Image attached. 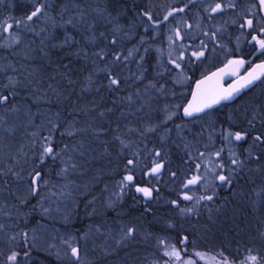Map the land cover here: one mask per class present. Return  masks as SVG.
I'll return each mask as SVG.
<instances>
[{
	"label": "trees",
	"instance_id": "trees-1",
	"mask_svg": "<svg viewBox=\"0 0 264 264\" xmlns=\"http://www.w3.org/2000/svg\"><path fill=\"white\" fill-rule=\"evenodd\" d=\"M73 1L75 7H69L68 0H52L50 7L47 4L50 10L47 17L44 12L38 17V21L30 20V31L22 36L24 43L27 42L25 46L28 51L22 56L16 54L15 57L12 48L9 58L5 55L0 64L11 67L14 75L12 104L27 107L32 117V126L39 132L42 130L39 126L47 124L49 127L42 144L46 140V145L50 144L54 151L45 155L43 161L37 156L40 164L34 165L42 173L41 177L56 178L67 149L76 146L77 152L73 153L71 162L67 164L73 167V160L76 158L79 161V171L84 169L87 179L94 180L93 174L97 168L110 171L98 179L99 183L94 185L93 192L89 191L90 195L102 186H105V191L108 190L107 186L114 184L121 189L119 202L112 207L122 210L119 217L134 227L133 244L129 243L106 258H98V252H92L90 263L86 264L161 262V256L167 254L162 250L169 247L165 242H158L159 239L173 240L175 243L172 250L178 252V255L173 257L174 264L192 257L195 251L215 254L222 260H243L245 263L249 256H256L258 261H263L260 264H264V103H260L257 98H250L249 104L247 97L243 96L232 104L212 111L222 114V111L227 110L218 119L222 123L226 117L235 118L234 132H240L244 138L237 140L234 156L237 155L242 167L218 189L194 193L192 202L197 207L192 206L194 211L191 215H182L181 205L188 202L184 197L189 195L181 186V179L189 169L195 176L197 166L194 167L193 157H188V162L183 154L182 148L187 142L173 130V126L165 140H161L162 136L159 135L164 127L162 107L172 101V105L174 104L173 95L177 98L176 102H181L173 123L193 120L185 119L180 111L186 96L175 88L172 89L166 75L170 71L168 66L166 72L159 75V68L155 70L156 63L153 60L144 58L143 64L139 61V55L127 58L128 50L136 46L135 37L125 41V38L122 39L125 33H119L136 22L133 36L142 35L144 28H149L148 19L134 0ZM142 5L148 11L144 3ZM62 8L65 12L58 13ZM99 11L102 12L98 13ZM93 13L97 20H94V27L90 29ZM124 15H128L134 22L124 21ZM90 30L94 37L92 40H95L93 45L86 44L82 39V32L90 33ZM141 74L146 76L138 78ZM112 79H116L118 83L110 84ZM155 80L158 87H165V95L157 96L156 88L151 84ZM145 91L150 95H146ZM142 94L146 101L140 99ZM245 100L249 107L255 104L261 106L260 110L257 109L258 114H252L253 110L249 107L247 110L239 108L230 112L232 107L241 105ZM250 115L257 119L249 118ZM204 116L198 118L203 119ZM22 122L23 126L18 123L13 125L26 132L25 120ZM29 135L31 137L34 133ZM257 136L261 139L256 140ZM14 138L18 143L23 142L18 134L13 135V140ZM250 144H253V157L247 158L245 150ZM163 154H166V158H163ZM156 157L164 163L161 164V172L152 173L150 168L156 163ZM129 161L132 163L129 164ZM3 173V179H8L6 172ZM128 175L133 177L132 181L124 180ZM115 180L119 182L114 183ZM147 186L152 187L150 197L137 191V188ZM80 197L78 205L82 207L91 199L85 200L83 196L80 201ZM34 198L22 199V203L21 200H16L19 202L15 203L26 214L24 219H18L22 221L17 224L18 229H29L36 218ZM2 201L9 205L10 197H4ZM112 213L113 210L109 215L113 218ZM139 229L147 232L146 240L139 237ZM14 231H17L16 228ZM14 233H11L12 238L21 235V239H13L14 244L8 246V252H15L19 260L20 255L31 251L29 258H38L40 264L42 261L45 264L70 263L46 248L34 250L33 246L24 245L26 232ZM155 241L159 243L158 247L153 245ZM191 247H195L192 252L189 250ZM1 248L0 245V250ZM168 260L170 259L165 258V263L171 264ZM6 263L8 259L6 262L0 258V264Z\"/></svg>",
	"mask_w": 264,
	"mask_h": 264
},
{
	"label": "rangeland",
	"instance_id": "rangeland-1",
	"mask_svg": "<svg viewBox=\"0 0 264 264\" xmlns=\"http://www.w3.org/2000/svg\"><path fill=\"white\" fill-rule=\"evenodd\" d=\"M25 1L26 0H15V25L12 30L13 32L8 34L7 30L2 29V31L0 29V41H9L8 43L13 45L15 57H17L16 54L22 56L28 51V47L25 46L27 42L24 43L25 39H22L23 34L30 31V27L28 26L30 20L26 19L27 11L26 6L24 5ZM51 2L52 0H42L39 4L36 3L35 0V6L31 9L30 14L36 9V7H41L43 9L41 14H44L45 12L47 17V13L50 11L48 7H50ZM134 2L135 4H141L143 2L151 11L155 8H168L174 4V0H134ZM217 3L221 4V9L212 12L211 9L215 7ZM206 4V10L192 11L189 14L188 23H182L180 19H176L177 22H179V27L181 29L179 36H177L175 32L168 30L160 31L150 29V32H147L149 28H144L142 35L137 34L136 36H133L137 23L134 22L133 19H130V17L128 18V15H124V17H126L124 21L129 22V20H131V22L134 23L131 26L128 25L126 29L120 30L119 33H125L122 38H125V41H129L135 37L136 45L128 50L129 53H127V58L139 55V61L142 63L144 58L153 60V62L156 63L155 70L159 68V75L161 72H166L168 66L170 74H168L167 78L173 83L172 89L175 88L180 93L185 91L184 87L189 78L188 75L185 74L187 71L183 69V64L181 65L180 57L188 55L189 64H196L199 61L213 62V58L216 59L218 56H222L231 50L241 51L245 47L248 41L245 25L248 20H251L252 26L256 25L257 28L264 26V18L261 16L260 6L258 5L257 0H208ZM67 5L73 7L74 3L72 0H68ZM226 5L228 6V9H226ZM254 8H257L259 13H255ZM62 9L63 10H60L58 13L65 12L64 8ZM92 12H94V10ZM101 12L102 11H99L98 13ZM24 13H26L25 18ZM94 13L92 15L93 19L91 25H94V20H97L94 17ZM33 18L35 19L33 21H38V17ZM16 21H20V23L17 24ZM67 24L68 22L65 23V25ZM115 30L118 32L117 27ZM91 31L92 30H90V33L82 32V39L88 45H93L95 42V40H92L94 37H92ZM20 48L23 49L20 50ZM194 52H203V55L197 57L193 55ZM170 61L171 63H169ZM173 61H175L176 65L179 64L180 67L175 66V69L173 70ZM207 65L209 66V63ZM141 75L142 76H138V78L146 76L144 74ZM151 84L156 88L155 93H157V96L165 95L167 93L164 86L158 87L156 80L151 81ZM258 89L262 93L259 98L257 97ZM144 93L150 95L148 91H145ZM179 93L178 95H180ZM254 95L255 97L253 100L257 98L260 103H264V82H262L260 87H257ZM144 97V94H142L140 99L146 101V98ZM148 97L150 98L151 96ZM172 98H175L173 105L172 101L170 104L166 103L162 107L163 111L165 110L166 112L162 111L161 113L163 117L162 124H164V127L162 134L159 136H162L160 138L161 140H165L164 138L168 136L171 131L170 127L173 126V130L186 140L187 143L186 145L184 144L182 152L188 160L190 157L194 158V167L195 165L197 166L196 169L198 172L194 176L192 175L193 171L189 169L188 172L182 176L181 186H183L184 191L188 193L191 198L187 199L188 202H185L184 204H188V207H197L196 203L192 202L194 193L199 190L207 192L208 190L214 191L215 189H218V187L223 186L225 182L227 183V181L219 180L220 175L232 179L231 176L235 175L234 172H237L242 167V164L238 162L237 155L234 156L236 153V144L238 143L234 136L236 121L232 116L223 119L224 123H222L218 121V119L221 118L223 114L227 113L225 112L227 110H221L222 114L221 112L213 113L212 110L207 114H204L205 116L203 119L197 117L191 121H176L173 123L181 102L179 100L176 102L177 98L174 95ZM249 104H251V101ZM249 104L248 102L246 103L245 100L241 105L232 107L230 112L232 113L234 109L239 108L241 110H247ZM255 105L249 107L253 110L252 114H258V110L261 109V106L259 107ZM155 111L156 110H154V112ZM238 115L240 116L242 114ZM251 117L257 119V117L250 115L249 118ZM30 118L32 117L30 116V111L27 110V107L14 104L9 108H0V183H3V172L5 171L7 173L8 170L10 171L12 163H15L14 166L17 165V167H15L16 171L14 172V180L17 182L16 187L10 193L5 189L0 188V245L2 246L0 250V258H3L7 262L8 257L13 253L8 252V246L14 244L13 239L16 241L21 239V235L12 238L13 236L11 233L14 232H16L14 234L26 232L24 245H31L34 250H44L45 248L46 250H51L52 253L56 254L60 259L65 258L66 263L70 262L69 264L90 263L92 252H98V258H106L116 250L125 248L129 243L133 244V233L127 235V230L129 228L134 229V227L130 226L129 223L119 217L122 210L113 208L114 205L119 202L118 198L121 194L119 185L114 184L107 186V191L104 190L105 186H102L90 195L89 191H94V185L99 183L98 179L107 175L110 171L108 169L98 170L99 168H97V170L94 171V177L92 176L94 180L87 179L84 169L79 171V161H77L76 158L75 161L73 160V167L67 164L72 160L73 153L77 152L76 146L67 149V152L65 153L66 156L64 155L61 162L62 166H60L59 169L60 173H58L57 177H46L44 179L40 177L37 182L39 190L33 192L35 185L32 181L34 180L35 173L39 172L34 165L40 164L39 159L37 160V156H41L43 148L47 146L46 140L44 141V144H42V140L46 139L49 127L47 124L39 126L42 127V130L39 132L37 128H33ZM23 119L25 120L26 132L13 125L18 123L19 126H23ZM52 119L53 118L50 119V122ZM44 120L48 122L47 119ZM168 122H171L170 126H167ZM29 133H34V135L30 137ZM189 133H192V135ZM16 134L21 136L20 139H23V142L18 143L15 141V138L13 140V135ZM6 136L9 137L6 139ZM3 138L5 139L2 140ZM252 151L253 144H250L247 147V151L245 150L247 158L253 157V154L251 153ZM217 153H219V155H216ZM67 155H69V157H67ZM91 157L92 156H90V158ZM65 158L68 159L66 160ZM163 158H166V154H163ZM43 160L44 158L42 161ZM155 160L156 163L151 166L150 171L156 164L164 163V161L157 159V157L154 161ZM233 160H236L237 163L233 164ZM188 162H190V160ZM161 170L162 167L159 172H161ZM160 175L161 174H159V176ZM194 177H198L196 182L189 184V181ZM117 182L119 181L115 180L114 183ZM203 189H206V191ZM255 195L257 194L255 193ZM83 196L86 198L85 200L90 197L91 199L87 200L88 203L86 206L80 207L78 216L93 219L91 221L93 224H90L89 226L84 225L81 231L76 232L71 224H73V221L77 218L76 211L78 210L79 197L81 201ZM4 197H10L9 205L4 204L2 201L4 200ZM32 197H35V204L33 206L36 209V218L33 220L29 229H18L17 224L22 222L18 219H24V215L26 214L22 211V207L15 202H19L16 200H21L22 203L24 201L22 199ZM111 210H113V218L109 215ZM104 213L106 217L102 216ZM185 213H187V211L184 210V214ZM105 220L107 222H105ZM15 228L17 231H14ZM139 230V237L146 240L148 235L147 232L142 229ZM250 237L252 236L250 235ZM161 241L167 243V246L169 247L167 250H162L167 253L168 256H166L167 254L161 256V262H155L154 260L152 264H166L164 261L165 258L170 259L168 260V263L174 264V255H170V253L174 251L172 249L175 246V243L173 240L166 241L165 239H159L158 242ZM158 242L155 241L153 245L158 247ZM74 247H78L79 249L78 256H73L72 254V249ZM194 249L195 247H191L189 250L192 252ZM206 253L207 252L195 251L194 255H191L192 257L184 259L180 264H197L199 262L203 264H225V262H227V264L263 263L262 260L252 262L249 259L246 263L243 262V260L233 262L228 259L222 260L217 258V255L215 254ZM30 254L31 251H27L20 255V260L17 256L18 258L16 260L18 261L13 262L8 260V263L6 264H40L38 258L34 257L30 259ZM41 264L45 263L42 261Z\"/></svg>",
	"mask_w": 264,
	"mask_h": 264
},
{
	"label": "flooded vegetation",
	"instance_id": "flooded-vegetation-1",
	"mask_svg": "<svg viewBox=\"0 0 264 264\" xmlns=\"http://www.w3.org/2000/svg\"><path fill=\"white\" fill-rule=\"evenodd\" d=\"M35 0H26L24 2V5L26 6L27 16L30 15L31 9L35 6L34 4ZM208 0H174V4L171 7L168 8H160V9H153L151 11L148 9V11L145 10L142 4H136L137 7L140 8V11L143 15L147 13L148 15H145V17L148 19V27L149 29L154 30H160V31H173L177 33V31L181 32V29L179 27V22H177V18L182 21V23H188V17L189 14L192 11H204L207 8V2ZM217 1V0H214ZM235 1V0H232ZM42 0H36V3H41ZM74 3V1L72 0ZM254 4V3H253ZM15 0H0V29H6L7 25L11 24L12 27L10 29H7L8 34L12 33L13 27H14V14H15ZM135 5V4H133ZM226 9H228V6H225ZM183 9V11H180ZM259 9V8H258ZM43 10V9H42ZM255 13H259L257 8H254ZM171 13V14H170ZM26 15V13H24ZM41 13L36 17H41ZM168 17L167 20H165V17ZM262 16V15H261ZM151 17V19H149ZM34 20V18L32 19ZM94 25H90V29H93ZM255 29H254V28ZM246 33H247V44L241 51L237 50H231L230 52L218 56V58L214 59L213 62H207V61H199L198 63L189 64L188 63V55L180 57L181 65L183 64V69L187 71L185 73L188 75V82L185 84V91L180 92L183 95L186 96V100L191 96L194 86L196 82L201 79L202 77L206 76L207 74L215 71L219 67L225 65L228 61L231 59H237V60H243L244 64L238 68H236V71L234 73H231L229 76L225 77V80L223 82L224 86L229 85L232 81L243 75L245 72H247L255 63L263 61L264 60V49H260L259 44L256 40H253V36L257 37V39H264V31H261V29H264V26L256 27V25H253L251 27L248 26V24L245 25ZM3 31V30H2ZM9 41H0V61L5 58H9V54L12 53L13 45L8 43ZM12 45V46H11ZM219 46V45H217ZM221 48V47H220ZM171 63V61H170ZM209 63V66L207 65ZM176 64L174 63L173 70L175 69ZM170 74V73H168ZM168 74H166L168 76ZM13 73L11 71V67H4L0 64V96H7L8 100L0 104V108H9L11 107L12 101H13V93H14V80H13ZM171 82V81H170ZM262 82H264V77L260 79L252 88L248 89L247 91H244L240 97H238L236 100L232 102L223 103L217 107H214L213 109H210L206 111L204 114L208 113L209 111L223 108L226 104H232L239 100L241 97L245 96L247 97V101L249 102L250 98L254 99L255 93L257 90V87H260ZM172 86L173 83L171 82ZM248 94V95H246ZM262 95L260 90L258 89V95L259 98ZM184 105V104H183ZM182 107H180V111L182 113ZM203 115V114H202ZM41 157V156H40ZM40 160H42L40 158ZM15 163L11 164L10 171L6 173L7 175H13L15 170L14 166ZM38 171V170H37ZM40 177L42 176V173L39 171ZM39 177V178H40ZM38 178V179H39ZM38 179L35 178L32 181L35 185V189L38 191L39 188L37 186ZM35 181V182H34ZM129 182V181H128ZM151 182H153L151 180ZM146 188L152 190V187L147 186ZM9 191V190H8ZM10 192V191H9ZM150 197V196H147ZM78 249V247H74ZM56 255V254H55Z\"/></svg>",
	"mask_w": 264,
	"mask_h": 264
},
{
	"label": "snow or ice",
	"instance_id": "snow-or-ice-1",
	"mask_svg": "<svg viewBox=\"0 0 264 264\" xmlns=\"http://www.w3.org/2000/svg\"><path fill=\"white\" fill-rule=\"evenodd\" d=\"M260 4L262 6H264V0H260ZM221 4L217 3L215 5V7H213L211 9L212 12H216L217 10L221 9ZM42 11L41 7H36V9L26 17L27 20H32L33 17L38 16ZM180 11H183V9H181ZM171 14V13H170ZM145 15H148L147 13H145ZM167 16L165 17V20H167ZM149 19H151V17H149ZM17 24L20 23V21H16ZM247 24L249 27L252 26V21L248 20ZM12 27L11 24L7 25V29H10ZM261 31H264V29H261ZM177 36H179V31H177L176 33ZM253 40H256L257 43L259 44L260 49H264V39H257V37L253 36ZM194 56H202L203 52H194L193 53ZM173 63H175V61H173ZM244 64L243 60H231L229 61V65L228 67L231 68V70L234 72L236 70V68L242 66ZM235 66V67H232ZM176 67H180L179 64L176 65ZM257 70H259L260 72H264V63L262 64H258L256 65V68L253 69L252 72H249L248 75L246 77L242 78V82L238 81L236 82L234 85H229V87L227 89H208V90H202L201 86L205 85L207 83V81L211 80V77H206L205 80L202 81H198L197 82V92L193 93V99L192 101L189 102L188 106L184 108V113L185 115L191 116L193 113H197V112H202L205 108H209L211 107L213 104H217L220 102V100L224 99H229L232 94L234 92H237L241 87H244L248 84H250L253 80L258 78L257 75ZM225 71V69H221L220 73H223ZM217 73H213V76H216ZM118 81L116 79H112L110 81V84H117ZM8 100L7 96H0V104L5 103ZM235 139L236 140H241L243 139V135L240 132H236L234 134ZM256 140H260L261 137L257 136L255 137ZM53 148L51 147V145L49 144L48 146H45L43 148V152L41 153V159L44 158L45 155L48 154H52L53 153ZM158 155V153H157ZM216 155H219V153H217ZM129 164L132 163V161L128 162ZM233 164H236L237 161L233 160L232 161ZM162 165L161 164H156L152 169L151 172L152 173H158L161 169ZM40 177V173L36 172L35 173V178L38 179ZM198 179V177H194L192 180L189 181V184L195 183L196 180ZM124 180L126 181H132L133 177L131 175H128L126 177H124ZM219 180L220 181H228V178L225 177L224 175H220L219 176ZM35 182V181H34ZM35 188H33V192H35ZM138 192H143L146 196H150L151 195V190L148 188H137ZM185 199H191L190 197L185 196ZM208 199H211V197H208ZM175 203V202H174ZM134 232L133 228H129L127 230V235H131ZM72 254L73 256H78V249L73 248L72 249ZM170 255H178V253H176L175 251H173L172 253H170ZM17 259V254L15 252L12 253V255H10L8 257L9 261H13L15 262ZM248 259L252 262H256L257 257L256 256H249ZM225 264H227V262H225Z\"/></svg>",
	"mask_w": 264,
	"mask_h": 264
},
{
	"label": "water",
	"instance_id": "water-1",
	"mask_svg": "<svg viewBox=\"0 0 264 264\" xmlns=\"http://www.w3.org/2000/svg\"><path fill=\"white\" fill-rule=\"evenodd\" d=\"M257 2L259 4V6H260L261 14L264 17V6H262L260 4V0H257ZM231 60H237V59H231ZM262 63H264V60L255 63L247 72H245L243 75H241L240 77H238L237 79H235L234 81H232L229 85H234L238 81H241L242 82V78L243 77H246L249 72H252L253 69L256 68V65L262 64ZM228 65H229V61L225 65L219 67L215 71H213V72L207 74L206 76L202 77L201 79H199L198 81L205 80L206 77H211L212 78L211 80L207 81V83L205 85H202L201 86V89L202 90H208V89H213V88H215V89H227L229 87V85L224 86V84H223V82L225 80V77L229 76L231 73H234L236 71L235 70L233 72L231 70V68L228 67ZM232 67H235V66H232ZM221 69H225V71L223 73H220V70ZM213 73H217V75L216 76H213ZM257 75H258V78L257 79L253 80L250 84H248V85H246L244 87H241L237 92H234L229 99H226V100L222 99V100H220L219 103L213 104L209 108H205L202 112L193 113L191 116H188V115H185L184 108L188 106V104H189L190 101H192V99H193V93L194 92H197V82H198L197 81L196 84H195V86H194V90H193L191 96L189 97V99L187 100V102L185 103V105L182 108V115H183V117H185V118H192V117L201 115L206 110L211 109L213 107H216V106H218V105H220L222 103L232 102V101L236 100L238 97H240V95L244 91H247L248 89L252 88L262 77H264V72H260L259 70H257Z\"/></svg>",
	"mask_w": 264,
	"mask_h": 264
},
{
	"label": "bare ground",
	"instance_id": "bare-ground-1",
	"mask_svg": "<svg viewBox=\"0 0 264 264\" xmlns=\"http://www.w3.org/2000/svg\"><path fill=\"white\" fill-rule=\"evenodd\" d=\"M8 176V179H2L3 183H0V188L1 189H5V190H9V191H13V189L16 187V181L14 180V176H11V175H7ZM8 180V181H7ZM126 181V180H125ZM125 183V182H124ZM188 204H182L180 210L182 211V215H189L191 212L194 211V207L192 206H187ZM80 205H78V210L76 211V220L73 221V224H71V226L74 228V230L76 232H79L82 230V228L84 227V225H90V224H93L91 221L93 219L91 218H85L84 216H78L79 214V209H80ZM184 210L187 211V213L184 214ZM191 215V214H190ZM103 217H106L105 216V213L102 215ZM121 218V217H120ZM123 220V218H121ZM89 220V221H88ZM88 221V222H87ZM105 222H107L105 220ZM106 224V223H105ZM79 250V249H78Z\"/></svg>",
	"mask_w": 264,
	"mask_h": 264
}]
</instances>
